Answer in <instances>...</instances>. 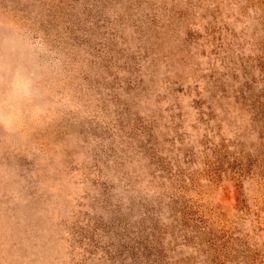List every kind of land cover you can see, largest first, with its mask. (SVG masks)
<instances>
[{
    "label": "rangeland",
    "instance_id": "obj_1",
    "mask_svg": "<svg viewBox=\"0 0 264 264\" xmlns=\"http://www.w3.org/2000/svg\"><path fill=\"white\" fill-rule=\"evenodd\" d=\"M0 264H264V0H0Z\"/></svg>",
    "mask_w": 264,
    "mask_h": 264
}]
</instances>
